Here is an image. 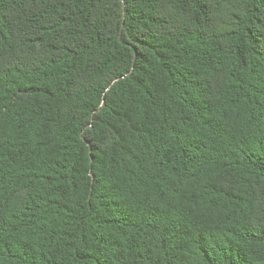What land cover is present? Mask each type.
Listing matches in <instances>:
<instances>
[{"label": "trees", "instance_id": "16d2710c", "mask_svg": "<svg viewBox=\"0 0 264 264\" xmlns=\"http://www.w3.org/2000/svg\"><path fill=\"white\" fill-rule=\"evenodd\" d=\"M0 264H264V0H0Z\"/></svg>", "mask_w": 264, "mask_h": 264}]
</instances>
